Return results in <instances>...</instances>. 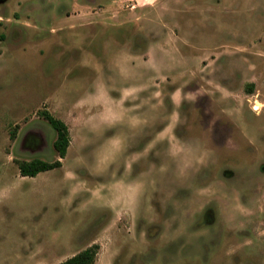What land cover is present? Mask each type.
Returning <instances> with one entry per match:
<instances>
[{"label": "rangeland", "instance_id": "rangeland-1", "mask_svg": "<svg viewBox=\"0 0 264 264\" xmlns=\"http://www.w3.org/2000/svg\"><path fill=\"white\" fill-rule=\"evenodd\" d=\"M90 246L264 264V0H0V264Z\"/></svg>", "mask_w": 264, "mask_h": 264}, {"label": "trees", "instance_id": "trees-1", "mask_svg": "<svg viewBox=\"0 0 264 264\" xmlns=\"http://www.w3.org/2000/svg\"><path fill=\"white\" fill-rule=\"evenodd\" d=\"M41 115L56 132L53 148L57 152L58 159L46 161L41 158H32L28 161H20L18 162V170L21 176L34 177L40 172L60 167L62 164L60 159L66 155L69 146L70 138L67 125L46 110L42 111ZM96 248V246L86 247L69 256L60 264H94Z\"/></svg>", "mask_w": 264, "mask_h": 264}]
</instances>
